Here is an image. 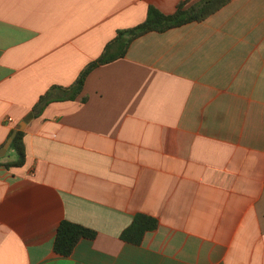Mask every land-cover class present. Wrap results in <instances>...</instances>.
I'll return each mask as SVG.
<instances>
[{
	"label": "crops",
	"instance_id": "crops-1",
	"mask_svg": "<svg viewBox=\"0 0 264 264\" xmlns=\"http://www.w3.org/2000/svg\"><path fill=\"white\" fill-rule=\"evenodd\" d=\"M186 1L0 0V150L34 113L24 166L0 157V264H264V0L145 34L36 110ZM139 214L158 227L123 241ZM63 221L97 236L61 256Z\"/></svg>",
	"mask_w": 264,
	"mask_h": 264
},
{
	"label": "trees",
	"instance_id": "trees-1",
	"mask_svg": "<svg viewBox=\"0 0 264 264\" xmlns=\"http://www.w3.org/2000/svg\"><path fill=\"white\" fill-rule=\"evenodd\" d=\"M232 1L233 0H200L191 5L190 1H186L181 3L176 12L170 15L162 13L153 6L149 7L146 20L134 28L118 32L117 37L107 45L104 54L82 72L73 87L64 88L54 86L50 92L41 97L40 102L36 106V110L42 111L46 100H54L52 98V93L54 91L58 90L63 93L70 92L74 93L75 96L78 95L82 91L84 82L92 70L102 64L110 63L116 58L122 57L131 43L137 38L150 32L163 33L186 24L204 22ZM115 48L121 50L118 55L112 53ZM69 97L70 96L67 94L59 100H67ZM12 147L18 155V159L7 166H24L26 163V148L23 131H19L14 137ZM157 227L158 221L155 218L139 214L135 217L132 224L122 233L121 238L125 242L139 245L143 241L146 233L155 230ZM96 236L97 233L91 229L69 221H63L55 237L54 251L61 256L68 257L73 253L81 240H94Z\"/></svg>",
	"mask_w": 264,
	"mask_h": 264
},
{
	"label": "water",
	"instance_id": "water-1",
	"mask_svg": "<svg viewBox=\"0 0 264 264\" xmlns=\"http://www.w3.org/2000/svg\"><path fill=\"white\" fill-rule=\"evenodd\" d=\"M33 116H34V113H31L28 117H26V118L20 123V125H19V126L16 128V130L14 131V133H13L11 139L9 140V142L7 143V145H6L3 149L0 150V157H3V156L5 155L7 149H8V148L10 147V145L12 144L14 137L17 135V133H18L19 131H24V130H25L27 124L32 120Z\"/></svg>",
	"mask_w": 264,
	"mask_h": 264
}]
</instances>
